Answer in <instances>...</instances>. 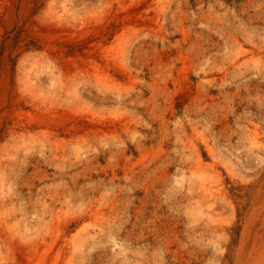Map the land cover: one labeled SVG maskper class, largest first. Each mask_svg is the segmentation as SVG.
Masks as SVG:
<instances>
[{
  "label": "rangeland",
  "instance_id": "obj_1",
  "mask_svg": "<svg viewBox=\"0 0 264 264\" xmlns=\"http://www.w3.org/2000/svg\"><path fill=\"white\" fill-rule=\"evenodd\" d=\"M261 179L264 0H0V264H232Z\"/></svg>",
  "mask_w": 264,
  "mask_h": 264
},
{
  "label": "bare ground",
  "instance_id": "obj_2",
  "mask_svg": "<svg viewBox=\"0 0 264 264\" xmlns=\"http://www.w3.org/2000/svg\"><path fill=\"white\" fill-rule=\"evenodd\" d=\"M245 190L254 195V200L256 199L257 203L252 202L251 212L245 221H242L240 246L238 248L232 247L233 253L230 263L264 264V180L261 179L251 185V188L246 187ZM243 205L245 206V204ZM233 257L235 258L234 261Z\"/></svg>",
  "mask_w": 264,
  "mask_h": 264
}]
</instances>
